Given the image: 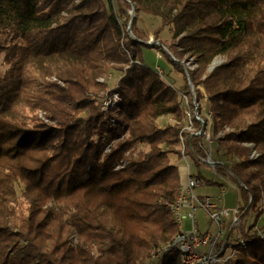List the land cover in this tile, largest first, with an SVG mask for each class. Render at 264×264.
<instances>
[{"label": "trees", "instance_id": "trees-1", "mask_svg": "<svg viewBox=\"0 0 264 264\" xmlns=\"http://www.w3.org/2000/svg\"><path fill=\"white\" fill-rule=\"evenodd\" d=\"M132 5L160 22L158 44L129 20ZM145 47L182 72L174 58L195 57L197 109L206 96L224 148L217 168L254 214L234 264H264V236L250 233L264 213V0H117V10L112 0H0V264H138L176 234L182 178L171 155L180 162L183 144L203 177L207 151L177 88L144 64ZM215 57L224 61L207 71ZM112 70L108 88L98 77ZM110 92L121 102L100 112ZM159 264L178 262L171 252Z\"/></svg>", "mask_w": 264, "mask_h": 264}, {"label": "built area", "instance_id": "built-area-1", "mask_svg": "<svg viewBox=\"0 0 264 264\" xmlns=\"http://www.w3.org/2000/svg\"><path fill=\"white\" fill-rule=\"evenodd\" d=\"M111 76L109 73L106 77ZM104 80V77L98 79L101 82H105ZM178 94L183 112L189 118L190 109L187 107L189 97L183 89H179ZM204 98L207 100L206 96ZM120 102L119 94L112 92L103 100L100 112H106L110 106L119 105ZM191 104L195 109V119L202 125L200 130L193 128L192 124L186 125V128L195 134H203V142L211 143L212 136L207 129L204 130L197 102L193 99ZM208 113L211 114L209 109ZM180 149L181 160L177 166L185 181L180 183L176 198L170 205V212L178 230L170 241L150 250L138 264H159L160 260L171 252L176 256L178 264H234L238 248L245 247L246 239L241 230L245 210L242 199L231 207L222 203L223 195L233 182L226 168L223 172L217 168V164L225 167L226 162L215 159L212 153L206 150L204 161L209 165L211 173L217 176L214 185L218 193L214 195L200 193L196 189L205 180L191 171V161L184 153L183 144L180 145ZM247 228L244 225V229Z\"/></svg>", "mask_w": 264, "mask_h": 264}, {"label": "rangeland", "instance_id": "rangeland-1", "mask_svg": "<svg viewBox=\"0 0 264 264\" xmlns=\"http://www.w3.org/2000/svg\"><path fill=\"white\" fill-rule=\"evenodd\" d=\"M112 2H113V6H114L115 10H117V0H112ZM132 7H133V5L131 6L130 9H128L127 12H128L129 15L134 14V18H136V25L139 28H141L144 31V33L146 34V36H147L146 42L147 41H152L154 43V45L156 43L158 44L157 38H155V36H154V30L158 27V25L160 24V22L156 18H154L152 16H149V15L147 16V15H144L142 13H136L135 10L134 11L132 10ZM127 30H128V32H130L129 26H128ZM158 36L162 40L163 39L169 40V38H170V31H169V29L167 27H165L160 32V34ZM158 52L165 59L164 55L157 48H146L145 47L144 50H143V62H144V64H147L150 67H154L155 66L154 63L156 62V59H155V56L154 55L157 54ZM174 59H175L176 62H178L182 66L181 68L184 69V70H183V72L182 71H179V70L175 69L173 65H171L172 66V69H175L176 71L181 72L182 75H183L184 81L187 83V85L184 83L183 90H185V93H187L186 95L189 97V104L187 105V107L190 109L189 110L190 111V116L188 118L185 115L184 116V121H185V124L186 125L192 124V127L193 128H196V126H194V124H193V119L195 118V113H194L195 109H194V107L191 104L192 101H193V99L195 100L194 85H193V89H191L189 87L188 80H190L189 79V73H190V71H192L195 68H197L198 67V64L195 61V57L194 56H191V55H185V56H182V58H179V59L178 58H174ZM223 61H224V58L223 57H215L213 59V61L208 65V67H207L206 70L207 71H210L214 66L222 63ZM6 68H7V66L3 62V56L0 55V75H2L4 73V71H5ZM157 71L162 72L164 74V76L170 81V83H172V85H174V87L178 89L177 90V93H178V91H179V83L175 82L174 79L171 77V75H169L167 72L164 73L163 72L164 70L162 68H161V70H157ZM110 73L112 74V76L110 78H107L106 77L109 73H106L104 76H102V77L105 78L104 81L107 82L108 88H110L113 85H115V83L117 82L118 76L120 75V73H118L117 71H113V70ZM99 78L100 77H98V79ZM186 88H188V89H186ZM198 88L201 90L202 86H198ZM180 90H182V89H180ZM105 93H101V95L106 96L107 94H105ZM110 94H111V92H110ZM109 95H107V96H109ZM204 99L205 98H202L200 100V104H201V112H200V114H201L202 117H204V118L207 119V125L205 126L203 124L204 127L208 131H211V127H212L211 126L212 125V122H211V114L208 113V109H206V105H204ZM39 115L42 116V118H43V114L41 112H39ZM169 117L167 116V119L166 118H163V119L159 118L158 119V123L160 125H162L164 123L171 122L172 121V118H171V116H169ZM44 120L46 122H48L47 119H44ZM189 120H190V123H189ZM209 133L211 134V132H209ZM219 136H222V132H219V133L216 134V137H219ZM211 140H212L211 143L208 142V141H205L204 142V145L206 147V150L210 151L215 159L225 161L224 148L222 146L218 145V143L216 142L217 141L216 138L211 137ZM114 141L115 140H113L112 143ZM247 145H249L251 147V150L249 152V157H251V158L257 157L258 156V153L256 152V150L254 148H252V145L250 143H248ZM171 160L174 163H176L177 165L179 164V161H177L175 159V156L174 155H171ZM190 165H191V171L193 173H196V167H195V165L192 164V163H190ZM200 171H201V174H202L204 180L205 179H209V178L210 179L213 178L212 179L213 181L217 180V176H215L213 173H211V169H210L209 165L202 166L200 168ZM181 178H182V181H185V177L183 175H181ZM17 191L20 192V187L17 188ZM196 191L197 192H200V193H204V194H211V195H214V194H217L218 193V189H217V187L214 184L207 185L205 182L202 183V185L199 186L196 189ZM240 200H241V197H240L239 192H238V187H237V185L234 182H232L230 184V186H228L227 191L225 192V194L222 197V203L225 206H227V207H231V206H233L234 204H236ZM253 217H254L253 212L247 213V215H243L242 221L244 222L245 227H248L252 223ZM263 224H264V213L259 218L256 226L251 230L250 233H252L253 231H258V233H260L261 235H264V230H259L258 229V227H260ZM23 244H24L23 242H19V245L18 246H20V247H18L16 249V251H18L19 253H21V250H22L21 247L23 246Z\"/></svg>", "mask_w": 264, "mask_h": 264}, {"label": "crops", "instance_id": "crops-1", "mask_svg": "<svg viewBox=\"0 0 264 264\" xmlns=\"http://www.w3.org/2000/svg\"><path fill=\"white\" fill-rule=\"evenodd\" d=\"M154 56H155L156 62L154 63L155 66L152 68L156 70H161L162 68L165 72L171 75V77L174 79L175 82L179 83V89H183L185 81H184L182 73L179 71H176L175 69H172V66L169 63H167V61L162 57V55L159 54V52L155 54ZM201 90L203 89L201 88ZM204 105H206V109H209V102L206 99H204ZM163 118L167 119V116L161 117V119ZM181 175H182V172H181Z\"/></svg>", "mask_w": 264, "mask_h": 264}, {"label": "water", "instance_id": "water-1", "mask_svg": "<svg viewBox=\"0 0 264 264\" xmlns=\"http://www.w3.org/2000/svg\"><path fill=\"white\" fill-rule=\"evenodd\" d=\"M132 10L134 11V6L132 7ZM134 18V14L130 15V21ZM146 43H148L149 45H154V43L152 41H147ZM157 44V43H156ZM188 84H189V87L191 89H193V84L190 80H188Z\"/></svg>", "mask_w": 264, "mask_h": 264}]
</instances>
